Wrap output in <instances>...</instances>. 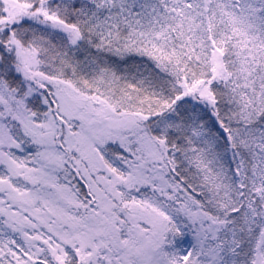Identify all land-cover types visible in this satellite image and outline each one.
Masks as SVG:
<instances>
[{
  "label": "snow or ice",
  "instance_id": "snow-or-ice-1",
  "mask_svg": "<svg viewBox=\"0 0 264 264\" xmlns=\"http://www.w3.org/2000/svg\"><path fill=\"white\" fill-rule=\"evenodd\" d=\"M0 264H264V0H0Z\"/></svg>",
  "mask_w": 264,
  "mask_h": 264
}]
</instances>
